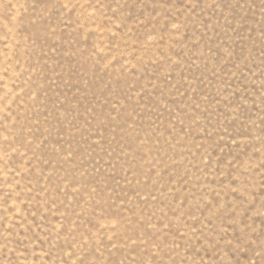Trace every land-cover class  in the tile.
Listing matches in <instances>:
<instances>
[{"label":"rangeland","instance_id":"rangeland-1","mask_svg":"<svg viewBox=\"0 0 264 264\" xmlns=\"http://www.w3.org/2000/svg\"><path fill=\"white\" fill-rule=\"evenodd\" d=\"M0 264H264V0H0Z\"/></svg>","mask_w":264,"mask_h":264}]
</instances>
